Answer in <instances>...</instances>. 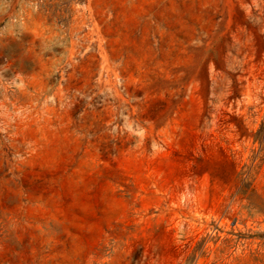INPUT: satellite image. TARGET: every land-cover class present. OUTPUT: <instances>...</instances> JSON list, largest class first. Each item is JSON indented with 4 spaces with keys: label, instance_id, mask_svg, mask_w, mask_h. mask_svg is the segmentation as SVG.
<instances>
[{
    "label": "rangeland",
    "instance_id": "obj_1",
    "mask_svg": "<svg viewBox=\"0 0 264 264\" xmlns=\"http://www.w3.org/2000/svg\"><path fill=\"white\" fill-rule=\"evenodd\" d=\"M0 264H264V0H0Z\"/></svg>",
    "mask_w": 264,
    "mask_h": 264
},
{
    "label": "trees",
    "instance_id": "obj_2",
    "mask_svg": "<svg viewBox=\"0 0 264 264\" xmlns=\"http://www.w3.org/2000/svg\"><path fill=\"white\" fill-rule=\"evenodd\" d=\"M240 177L242 178V181L245 182L243 184V188H247L248 187V183L246 182V178H244V176L241 174Z\"/></svg>",
    "mask_w": 264,
    "mask_h": 264
}]
</instances>
